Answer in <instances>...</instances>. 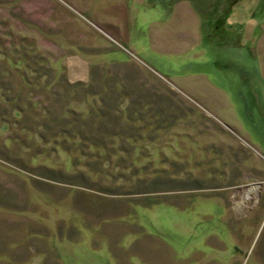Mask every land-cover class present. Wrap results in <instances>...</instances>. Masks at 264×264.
I'll return each instance as SVG.
<instances>
[{
    "label": "rangeland",
    "instance_id": "374dc122",
    "mask_svg": "<svg viewBox=\"0 0 264 264\" xmlns=\"http://www.w3.org/2000/svg\"><path fill=\"white\" fill-rule=\"evenodd\" d=\"M0 264H264V0H0Z\"/></svg>",
    "mask_w": 264,
    "mask_h": 264
},
{
    "label": "bare ground",
    "instance_id": "6f19581e",
    "mask_svg": "<svg viewBox=\"0 0 264 264\" xmlns=\"http://www.w3.org/2000/svg\"><path fill=\"white\" fill-rule=\"evenodd\" d=\"M257 187L256 186H253L251 187L248 192L246 193V196L249 195L253 190H255Z\"/></svg>",
    "mask_w": 264,
    "mask_h": 264
},
{
    "label": "crops",
    "instance_id": "0c3cea01",
    "mask_svg": "<svg viewBox=\"0 0 264 264\" xmlns=\"http://www.w3.org/2000/svg\"><path fill=\"white\" fill-rule=\"evenodd\" d=\"M80 246V245H79ZM130 247V246H129ZM38 258V257H37ZM129 259H125V262L124 263H126L127 261H128ZM114 261H116V262H118L117 260H114Z\"/></svg>",
    "mask_w": 264,
    "mask_h": 264
},
{
    "label": "trees",
    "instance_id": "16d2710c",
    "mask_svg": "<svg viewBox=\"0 0 264 264\" xmlns=\"http://www.w3.org/2000/svg\"><path fill=\"white\" fill-rule=\"evenodd\" d=\"M18 111V110H17ZM19 111H21V110H19ZM6 124H7V122H6Z\"/></svg>",
    "mask_w": 264,
    "mask_h": 264
}]
</instances>
